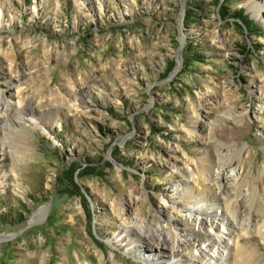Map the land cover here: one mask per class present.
<instances>
[{
    "label": "rangeland",
    "instance_id": "374dc122",
    "mask_svg": "<svg viewBox=\"0 0 264 264\" xmlns=\"http://www.w3.org/2000/svg\"><path fill=\"white\" fill-rule=\"evenodd\" d=\"M263 6L0 0V94L34 104L37 123L0 124V264H145L132 213L159 218L169 240L170 228L201 231L164 200L188 171L219 195L201 169L232 137L243 151L223 173L241 174L238 209L259 217L246 175L264 179ZM242 246L264 264L258 237Z\"/></svg>",
    "mask_w": 264,
    "mask_h": 264
},
{
    "label": "bare ground",
    "instance_id": "6f19581e",
    "mask_svg": "<svg viewBox=\"0 0 264 264\" xmlns=\"http://www.w3.org/2000/svg\"><path fill=\"white\" fill-rule=\"evenodd\" d=\"M258 83L264 86V78H259ZM16 95L17 92L10 95L8 99H17ZM1 105L3 106L0 110V117H7L6 121L0 120L1 127L11 126V129L17 130L16 128L21 127L22 129L37 124L32 115L35 110L34 104L25 105L18 100L13 104V107H10L12 103L3 100L0 94ZM238 123L241 124L240 121ZM13 132L12 134H14ZM227 139L231 141L229 146L225 142L219 143L220 146L228 148L226 155L221 153L215 161V166H204L201 169L206 182L219 184V195L215 194V189L209 186L205 190L197 188V180H194L188 171L185 173L186 175L182 174L186 179L177 188L179 189L176 190L177 193H173L167 200H164L165 204L171 205L165 206L166 210L171 208L178 211V208H182L189 212V217L193 219L196 226L201 227V231L190 230L188 226L170 228L168 233L171 239L169 240L165 236V229L159 218L152 223L142 225L139 223V216L134 214L135 212L132 213L133 218L131 219L134 221H131L132 225L127 231L128 234H131L128 241L135 240L139 244L144 242L139 246L132 245V252L134 255L140 253L139 256L143 257L145 264H166V262L168 264H259V258L255 256L256 251H248L242 246V243L245 236L254 235L262 241L264 249V217L260 216L261 209L264 210V194L262 195L264 188L261 185V183L264 184V179L263 181L261 179L258 186L246 175L247 184L250 186L248 187L249 195L260 215L256 217L250 212L249 215L243 217L244 212L242 213L238 209L239 198L242 194V182H239L241 174L225 176L223 173L227 166L238 165L235 159L241 157L243 147L235 145L234 137ZM246 178L244 182L247 181ZM213 192L214 194H212ZM176 205L179 207H175ZM222 226L227 227L226 231L222 230ZM184 237L187 242H184ZM119 240L121 239L115 237L113 241L119 244ZM188 248L191 249L190 256L186 251ZM152 256L157 259L150 258Z\"/></svg>",
    "mask_w": 264,
    "mask_h": 264
},
{
    "label": "trees",
    "instance_id": "16d2710c",
    "mask_svg": "<svg viewBox=\"0 0 264 264\" xmlns=\"http://www.w3.org/2000/svg\"><path fill=\"white\" fill-rule=\"evenodd\" d=\"M238 19H242L243 18V16L242 15H238V16H236ZM245 18V17H244Z\"/></svg>",
    "mask_w": 264,
    "mask_h": 264
}]
</instances>
